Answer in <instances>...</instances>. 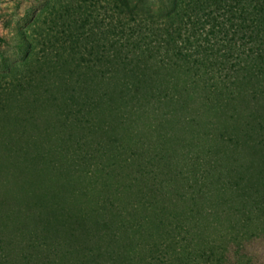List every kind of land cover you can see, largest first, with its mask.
Masks as SVG:
<instances>
[{"label": "trees", "instance_id": "trees-1", "mask_svg": "<svg viewBox=\"0 0 264 264\" xmlns=\"http://www.w3.org/2000/svg\"><path fill=\"white\" fill-rule=\"evenodd\" d=\"M105 1L95 23L72 38L88 56L85 75H58L50 82L58 97L47 88L34 96L51 103L53 121L0 127L10 168L39 161L70 182L68 206L54 198L52 177L32 181L52 186L48 195L35 188L12 198L0 221V264H247L238 249L229 253L264 234V193L224 176L213 157L173 161L159 131L199 98L212 106L239 94L264 99V0ZM134 110L151 113L145 131L154 140L127 133ZM116 127L128 138L85 134Z\"/></svg>", "mask_w": 264, "mask_h": 264}, {"label": "rangeland", "instance_id": "rangeland-1", "mask_svg": "<svg viewBox=\"0 0 264 264\" xmlns=\"http://www.w3.org/2000/svg\"><path fill=\"white\" fill-rule=\"evenodd\" d=\"M105 4V0H0V127L21 125L33 130L53 121L51 103H37L34 96L47 88L50 95L58 97V88L50 85L52 79H58V75H85L84 59L88 56L84 53L83 43H80L82 39L75 43L72 38L84 35L91 23L99 18L101 6ZM262 107L264 99L255 100L244 94L221 106L204 104L200 98L196 99L191 103L190 110L173 111V122L159 131L167 134L164 150L178 163L184 155L203 159L213 157L224 176L233 181L243 177V184L253 183L263 194L264 144L257 143V138L264 135V128L260 126V123L264 125ZM32 114L34 119L27 118ZM145 114L151 116L144 110H134L131 112L132 121L124 127L130 135L135 133L133 137H141L145 141L151 137L154 140L156 132L145 131L148 124ZM74 129L78 131L77 127L70 128ZM223 132L225 138L219 135ZM85 134L102 141L128 138L125 129L120 127L109 133L98 131ZM4 140L0 135V221L16 204L12 200L14 196L22 195L26 189L36 188L32 184L34 177L48 180L52 177L59 192L54 198L68 206L70 199L65 195L70 189V182L65 172L59 175L48 173L44 166L40 168L43 164L40 162L39 165V161L34 167L26 168L20 161L18 167L10 168L9 161L5 159ZM41 141L46 149H50L51 144L45 137ZM29 149L34 153L35 144L30 143ZM46 152L51 153L49 150ZM49 153V159L62 161L63 164L70 161L65 156ZM79 163V167L85 166L83 162ZM8 170L19 179L23 178L24 186L13 180ZM70 178L74 180L73 176ZM53 189L52 186L36 188L46 195ZM235 249L247 264H264L263 233L258 231L251 238L244 239L238 248L233 246L229 253L232 257ZM73 256H77L75 250Z\"/></svg>", "mask_w": 264, "mask_h": 264}]
</instances>
